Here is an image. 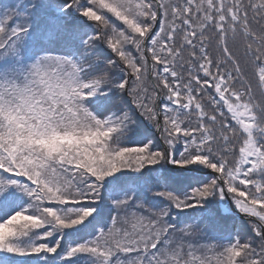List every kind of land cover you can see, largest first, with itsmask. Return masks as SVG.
Listing matches in <instances>:
<instances>
[{
  "label": "snow or ice",
  "instance_id": "obj_1",
  "mask_svg": "<svg viewBox=\"0 0 264 264\" xmlns=\"http://www.w3.org/2000/svg\"><path fill=\"white\" fill-rule=\"evenodd\" d=\"M0 264H264V0H0Z\"/></svg>",
  "mask_w": 264,
  "mask_h": 264
}]
</instances>
